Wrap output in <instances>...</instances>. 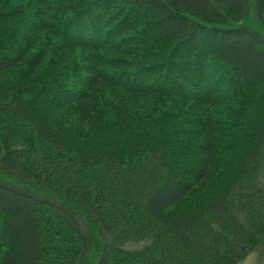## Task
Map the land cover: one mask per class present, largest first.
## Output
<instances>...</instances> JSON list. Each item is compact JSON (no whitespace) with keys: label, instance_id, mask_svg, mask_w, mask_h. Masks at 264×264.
Returning a JSON list of instances; mask_svg holds the SVG:
<instances>
[{"label":"trees","instance_id":"16d2710c","mask_svg":"<svg viewBox=\"0 0 264 264\" xmlns=\"http://www.w3.org/2000/svg\"><path fill=\"white\" fill-rule=\"evenodd\" d=\"M262 162L264 0H0V264H240Z\"/></svg>","mask_w":264,"mask_h":264},{"label":"rangeland","instance_id":"374dc122","mask_svg":"<svg viewBox=\"0 0 264 264\" xmlns=\"http://www.w3.org/2000/svg\"><path fill=\"white\" fill-rule=\"evenodd\" d=\"M263 168V169H262ZM261 172L258 175V184L264 185V162L261 164ZM144 242L131 243L127 247L129 249H140ZM95 259V256L93 257ZM240 264H264V241L258 245Z\"/></svg>","mask_w":264,"mask_h":264}]
</instances>
